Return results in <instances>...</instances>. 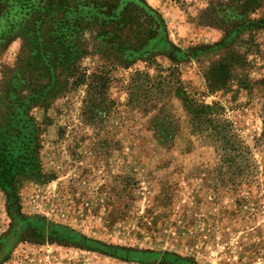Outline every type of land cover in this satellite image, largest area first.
Returning <instances> with one entry per match:
<instances>
[{"label":"rangeland","instance_id":"374dc122","mask_svg":"<svg viewBox=\"0 0 264 264\" xmlns=\"http://www.w3.org/2000/svg\"><path fill=\"white\" fill-rule=\"evenodd\" d=\"M145 1L172 49L123 69L86 42L81 69L107 80L69 85L34 109L49 121L39 151L49 180L22 184L20 214L197 264H264V27L219 48L228 27L218 9L232 0ZM250 18L264 19V6ZM21 45L17 37L0 53V89ZM231 56L226 82L213 85ZM11 226L0 191V264H138L18 239Z\"/></svg>","mask_w":264,"mask_h":264},{"label":"trees","instance_id":"16d2710c","mask_svg":"<svg viewBox=\"0 0 264 264\" xmlns=\"http://www.w3.org/2000/svg\"><path fill=\"white\" fill-rule=\"evenodd\" d=\"M263 6L264 0H232L219 6L228 36L218 47L264 27V19L250 18ZM17 37L21 51L0 89V191L12 222L8 236L84 247L138 264H197L172 253L105 244L43 217L20 214L22 184L49 180L39 158L40 135L49 121L46 116L38 119L34 109L46 111L69 85L91 79L92 88L107 80L102 72L86 77L81 69L89 40L105 66L123 69L171 50L160 14L145 0H0V53ZM233 65L232 56L223 58L212 74V84L226 82Z\"/></svg>","mask_w":264,"mask_h":264}]
</instances>
